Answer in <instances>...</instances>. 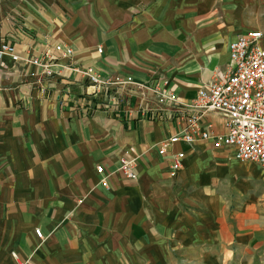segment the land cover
<instances>
[{
  "label": "crops",
  "instance_id": "obj_1",
  "mask_svg": "<svg viewBox=\"0 0 264 264\" xmlns=\"http://www.w3.org/2000/svg\"><path fill=\"white\" fill-rule=\"evenodd\" d=\"M249 31L264 35V0H0V46L11 47L0 57V264H264L258 166L178 143L170 177L156 154L177 132L168 107L141 118L131 88L94 94L31 62L63 44L73 53L58 66L163 83L187 104L227 74L228 43ZM201 123L223 132L214 114ZM120 156L137 158L135 180Z\"/></svg>",
  "mask_w": 264,
  "mask_h": 264
},
{
  "label": "built area",
  "instance_id": "obj_2",
  "mask_svg": "<svg viewBox=\"0 0 264 264\" xmlns=\"http://www.w3.org/2000/svg\"><path fill=\"white\" fill-rule=\"evenodd\" d=\"M10 52V46H0V57ZM227 52V74L221 78L212 76L209 82L196 90L194 98L187 104L179 103L163 83L139 84L129 76L107 77L91 66H58L54 57L69 58L73 53L63 44H56L51 51H44V63L35 59L31 62L39 67L45 77L60 74L62 70L76 74L88 83L94 94L108 89L131 88L135 91L137 113L141 118L153 120L160 107H168L177 132L158 142L156 154L168 158L170 177L181 168L184 158V154L179 152L167 155L170 147L195 142H209L214 149H231L233 160L254 164L264 172V35L259 31L239 35L228 43ZM95 53H101L100 47L95 48ZM206 114H214L221 119L222 133L214 134L211 125L202 127L201 119ZM136 162V157H118V172L127 180H135ZM102 172L101 166L95 167L97 175H102ZM104 180V177H100L99 183L104 185ZM33 234L38 240L43 239L38 230H34Z\"/></svg>",
  "mask_w": 264,
  "mask_h": 264
}]
</instances>
